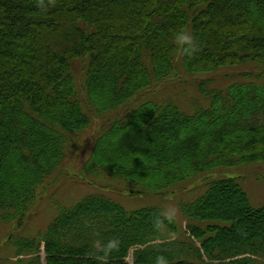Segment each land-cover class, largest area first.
Returning <instances> with one entry per match:
<instances>
[{"label": "trees", "instance_id": "obj_1", "mask_svg": "<svg viewBox=\"0 0 264 264\" xmlns=\"http://www.w3.org/2000/svg\"><path fill=\"white\" fill-rule=\"evenodd\" d=\"M244 64L264 66V0H0L1 223L22 228L92 117L102 124L79 179L165 196L214 173L202 194L178 201L184 229L158 207L129 211L95 192L59 208L45 232L9 236L12 264H42L40 243L44 264H129L130 250L132 264H264V206L217 176L264 161V82L207 90L191 112L154 97L132 104L180 65L209 74ZM113 238L119 250L99 260L93 242Z\"/></svg>", "mask_w": 264, "mask_h": 264}, {"label": "rangeland", "instance_id": "obj_2", "mask_svg": "<svg viewBox=\"0 0 264 264\" xmlns=\"http://www.w3.org/2000/svg\"><path fill=\"white\" fill-rule=\"evenodd\" d=\"M73 65L80 87L85 63L83 60H76ZM180 67H177L173 76L164 80L163 83L136 96L132 104L154 97L159 101L172 100L181 109L191 112L196 106L207 104V100L201 94L205 95L207 90L222 89L232 82H264V75L260 76V74H264V66L262 65L226 66L209 74H187ZM81 97L83 98L82 95ZM122 110L123 108L113 113L108 112L106 116L112 114L115 117ZM101 124V120L92 117L89 127L73 135L66 148L60 170L53 177V182L49 187L44 189L45 191L37 200L21 229L14 228L13 223L4 224L0 222V264H12L16 259L13 257V247L8 240L9 236L14 239L21 236H36L40 232H45L59 208L69 207L82 197L95 192H102L129 211L147 206L158 207L166 215L173 216L179 224H182L183 229L185 228L183 218L178 210V201H191L202 194L206 189L207 182L210 181L208 177H213L214 173L199 174L193 179L185 180L175 186L176 188L172 187L175 188L174 193L168 192L165 196H130L123 191V184L118 180L110 181V183L115 184H109L106 179L102 178L94 179L85 176L83 179H79L77 174H80V167L89 153ZM218 171L217 176L235 178L246 191L252 205L264 206V161L239 169H220ZM131 252L132 250L127 257L130 264ZM39 257L41 263L44 264L43 243H40Z\"/></svg>", "mask_w": 264, "mask_h": 264}, {"label": "clouds", "instance_id": "obj_3", "mask_svg": "<svg viewBox=\"0 0 264 264\" xmlns=\"http://www.w3.org/2000/svg\"><path fill=\"white\" fill-rule=\"evenodd\" d=\"M180 39L182 43H187V47L184 49V52L191 56L195 51H197V47L193 38L189 32L186 30L182 31L180 34ZM157 227H159V221H157ZM93 246L96 252L99 254L98 259L101 261L107 260L108 257L115 251L119 250L120 241L117 238H113L108 240L106 243L101 240H96L93 242ZM156 264H168V261L163 256H158L156 258Z\"/></svg>", "mask_w": 264, "mask_h": 264}]
</instances>
